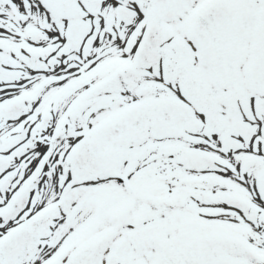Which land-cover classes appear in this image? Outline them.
<instances>
[{
  "label": "snow or ice",
  "instance_id": "obj_1",
  "mask_svg": "<svg viewBox=\"0 0 264 264\" xmlns=\"http://www.w3.org/2000/svg\"><path fill=\"white\" fill-rule=\"evenodd\" d=\"M0 264H264V0H0Z\"/></svg>",
  "mask_w": 264,
  "mask_h": 264
}]
</instances>
